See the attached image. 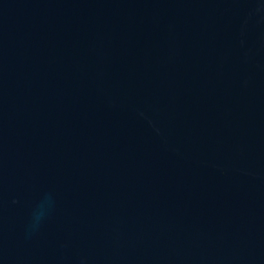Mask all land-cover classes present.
Instances as JSON below:
<instances>
[{"label":"water","instance_id":"95a60500","mask_svg":"<svg viewBox=\"0 0 264 264\" xmlns=\"http://www.w3.org/2000/svg\"><path fill=\"white\" fill-rule=\"evenodd\" d=\"M0 264H264V0H0Z\"/></svg>","mask_w":264,"mask_h":264},{"label":"clouds","instance_id":"9594fccd","mask_svg":"<svg viewBox=\"0 0 264 264\" xmlns=\"http://www.w3.org/2000/svg\"><path fill=\"white\" fill-rule=\"evenodd\" d=\"M44 215L43 214H38L36 210L33 212V219L36 223H39V221L42 219Z\"/></svg>","mask_w":264,"mask_h":264}]
</instances>
